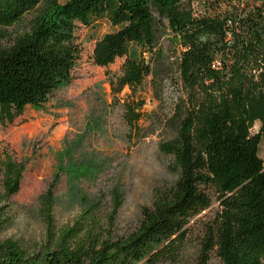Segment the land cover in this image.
<instances>
[{
	"label": "trees",
	"instance_id": "trees-1",
	"mask_svg": "<svg viewBox=\"0 0 264 264\" xmlns=\"http://www.w3.org/2000/svg\"><path fill=\"white\" fill-rule=\"evenodd\" d=\"M62 1L0 0V28L37 13L29 33L0 48V125L13 124L27 107L40 110L67 84L78 55L74 28L105 20L115 31L95 43V66L123 59L118 86L132 92L147 76L157 93L163 82L174 85L176 97L161 120L167 138L158 150L170 158L177 178L155 190L135 230L118 239L102 232L91 216L80 218L84 230L54 235L56 176L40 198L44 246L31 254L12 240L0 241V264L171 262L187 240L188 223L210 207L212 198L219 212L206 230L202 256L214 252L222 264H264V166L258 154L264 136V0L243 18L195 16L185 5L191 0ZM161 29L178 48L168 68L161 64L162 52L155 51ZM115 86L110 80L112 90ZM142 107L140 102L125 108L131 132L140 131ZM255 122L259 131L251 135ZM0 167L1 197L8 201L19 189L25 165L6 154ZM88 169L81 165L73 171ZM3 216L0 207V228Z\"/></svg>",
	"mask_w": 264,
	"mask_h": 264
},
{
	"label": "rangeland",
	"instance_id": "rangeland-1",
	"mask_svg": "<svg viewBox=\"0 0 264 264\" xmlns=\"http://www.w3.org/2000/svg\"><path fill=\"white\" fill-rule=\"evenodd\" d=\"M258 4L257 0L185 2L195 16L229 14L241 18ZM36 14L31 11L14 25L0 28V48L29 33ZM112 31L115 28L105 20L89 28L76 25L78 55L70 81L54 91L40 110L27 107L13 124L0 125V163L9 154L25 165L19 189L8 201L1 197L0 167V207L4 212L0 241L12 240L31 254L44 246L46 225L40 198L56 176L51 211L56 237L63 230H84L82 216H91L101 231L113 238L125 237L137 227L140 211L151 204L155 190L176 180L170 158L158 150L159 143L167 138L161 120L169 114L176 97L174 85L163 82L157 93L152 77L147 76L134 92L126 86L119 88L124 60L100 68L92 59L95 43ZM157 34L155 51L162 52L161 64L168 68L178 48L167 29ZM143 57L148 60L149 54ZM110 80L116 85L114 90ZM140 102V131L131 132L125 108ZM258 131L259 123L255 122L250 134ZM258 149L264 166V136ZM81 165L89 168L87 173L73 171ZM218 212V202L212 198L210 207L188 223L187 240L176 260L158 264H222L214 252L206 257L201 252L206 230ZM80 222L83 227H79Z\"/></svg>",
	"mask_w": 264,
	"mask_h": 264
}]
</instances>
